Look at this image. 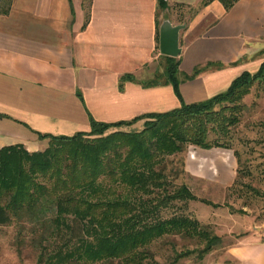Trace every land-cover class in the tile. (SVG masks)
<instances>
[{
  "label": "crops",
  "instance_id": "obj_1",
  "mask_svg": "<svg viewBox=\"0 0 264 264\" xmlns=\"http://www.w3.org/2000/svg\"><path fill=\"white\" fill-rule=\"evenodd\" d=\"M167 4L161 10L158 0H12L8 13H0V150L43 151L49 141L40 134L72 137L90 133L92 120L131 123L202 103L227 92L244 73L260 71L264 0H239L228 10L218 0ZM192 10L190 22L181 23L182 11ZM164 20L185 26L181 55L173 58L180 62V97L166 82ZM146 121L110 132H141ZM197 149L189 160L197 174L231 187L236 155ZM216 233L225 240L226 233ZM244 238L235 241L231 257L264 264L263 229L247 230Z\"/></svg>",
  "mask_w": 264,
  "mask_h": 264
},
{
  "label": "trees",
  "instance_id": "obj_2",
  "mask_svg": "<svg viewBox=\"0 0 264 264\" xmlns=\"http://www.w3.org/2000/svg\"><path fill=\"white\" fill-rule=\"evenodd\" d=\"M218 1L228 10L239 0ZM158 3L159 9L168 8L167 0ZM166 60V82L180 97V62ZM199 73L196 70L187 78ZM256 83L264 88V65L202 103H183L172 112L131 123L108 125L92 120L90 133L72 137L40 134V139L49 141L43 153L30 154L22 146L1 149L0 227L14 222L41 225L42 264H144L150 259V246L170 236L202 247L179 254L177 261L193 254L203 259L220 248L223 239L190 217H159L161 209L173 202L198 201L186 186L169 191L160 166L186 146L231 150L219 141L211 142L210 133L226 134L239 122L246 108L244 99ZM219 105L221 113L215 112ZM143 119L147 121L141 132H110Z\"/></svg>",
  "mask_w": 264,
  "mask_h": 264
},
{
  "label": "rangeland",
  "instance_id": "obj_3",
  "mask_svg": "<svg viewBox=\"0 0 264 264\" xmlns=\"http://www.w3.org/2000/svg\"><path fill=\"white\" fill-rule=\"evenodd\" d=\"M11 1L0 0V13L6 11ZM207 1L211 0H205ZM193 12L194 10L182 11L180 22L189 23ZM263 89V85L256 83L244 99L246 108L239 114V122L230 126L226 134L221 131L217 134L210 133L211 142L219 141L228 145L231 148L230 154L236 155L237 168L241 175L238 177L237 174L231 187L213 184L207 175L202 177L197 174L196 167H192L189 160L198 156L201 151L192 146H186L182 153L165 158L160 166L169 191L174 192L186 186L198 201L173 202L161 209L159 217L170 219L175 216H187L215 233L218 229L226 233L222 246L203 259L193 254L177 261L179 254L202 247L195 241L170 236L150 246L151 256L144 264H239L230 254L235 241L242 238L240 242L247 241L244 238L247 230L257 232L261 228L264 232V108L261 105L264 98ZM215 112H223V106H217ZM46 149L33 153H43ZM203 155L209 159V154L203 152ZM149 198L154 196L145 197ZM203 200L218 204L221 208L208 206L201 202ZM43 233L44 228L41 225L32 223L14 222L9 226L0 227V264H42ZM50 242L53 243L54 240L51 239ZM43 246L47 244L44 243ZM49 249L52 251L53 247L50 246Z\"/></svg>",
  "mask_w": 264,
  "mask_h": 264
},
{
  "label": "water",
  "instance_id": "obj_4",
  "mask_svg": "<svg viewBox=\"0 0 264 264\" xmlns=\"http://www.w3.org/2000/svg\"><path fill=\"white\" fill-rule=\"evenodd\" d=\"M185 26H173L165 21L160 29V52L163 56L178 58L181 55L180 32Z\"/></svg>",
  "mask_w": 264,
  "mask_h": 264
}]
</instances>
